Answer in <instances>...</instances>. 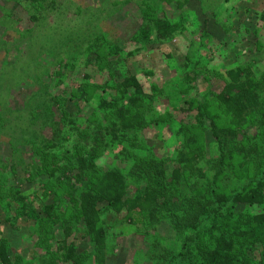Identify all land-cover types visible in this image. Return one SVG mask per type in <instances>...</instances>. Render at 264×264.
<instances>
[{
  "label": "trees",
  "instance_id": "obj_1",
  "mask_svg": "<svg viewBox=\"0 0 264 264\" xmlns=\"http://www.w3.org/2000/svg\"><path fill=\"white\" fill-rule=\"evenodd\" d=\"M19 1L37 11L56 8L58 17L68 12L54 5L55 0ZM230 8L223 6L214 16L228 14ZM263 16L264 11L261 21ZM187 20L186 10L170 19L145 8L135 45L123 43L122 49L99 32L87 30L91 19L86 16L66 24H42L38 36L22 38L24 44H36L38 51L29 49L30 57L23 50L21 61L47 49V59L55 63L24 98L28 100L24 107L8 109L6 114L0 109V119L9 118L0 125V134L18 136L13 145L31 144L37 161L32 167L21 165L24 176L35 168L32 180L43 178L37 180L40 187H33L42 198L50 194L53 199L38 208L37 197L29 200L18 185L5 188L0 182V201L7 200L11 212L15 209L13 217L32 223L34 249L41 254L37 264H106L108 213L123 215L122 221L136 229L142 227L145 237H156L162 221L171 226L176 242H154L150 247L157 251V264H264V151L256 143L264 135V62L236 64L221 74L210 71L221 85L213 89L208 66L197 70L198 61L185 59L177 68L181 77L176 84L150 95L127 63L146 46L170 43L185 34L192 25ZM62 25H80V30L58 35ZM197 35L199 41L205 40L194 43L200 49L217 46L205 31ZM64 45L62 58L58 53ZM14 66L13 62L6 67L15 73ZM91 72L100 73L103 80L98 83ZM165 97L168 109L155 116L154 106ZM27 108L29 114L23 115ZM169 108L176 111L174 115ZM176 114L189 118L174 122ZM162 123L171 129L176 125L181 140L174 152L157 156L143 134ZM115 146L120 147L113 156L120 166L102 168L99 159ZM214 148L217 158L211 154ZM18 163L10 161L0 172V181L15 174ZM241 175L247 181L233 188L221 182ZM62 200L69 206L65 218ZM73 224L83 229L89 250L79 252L69 242ZM15 257L0 240V264H15Z\"/></svg>",
  "mask_w": 264,
  "mask_h": 264
},
{
  "label": "rangeland",
  "instance_id": "obj_2",
  "mask_svg": "<svg viewBox=\"0 0 264 264\" xmlns=\"http://www.w3.org/2000/svg\"><path fill=\"white\" fill-rule=\"evenodd\" d=\"M164 1L55 0L54 5L68 9L65 16L58 17L53 12L56 8L53 11L42 9L37 11L19 0H0V109L2 112L6 114L8 109L17 111V108L24 107L22 103L28 101H23L24 98L38 88L39 78L45 77L48 74L45 71L51 69L55 63L54 60L47 59V51H49L47 49L42 54H35L28 60L33 55L29 49L38 50L35 48L36 44L32 45L29 42L24 44L21 41L22 38L29 35L38 36V30L42 24H66L68 20L72 19L74 22L81 16L91 19L87 30L99 32L106 37L108 42L117 44L122 49L121 44L123 43L131 42L129 45H135L134 35L144 24L142 16L145 8L170 19L186 10L187 21L190 18L192 25L185 34L170 43L148 45L145 50L140 51L137 56L127 62L132 72L140 80L144 91L149 95L154 91L156 93L164 92L172 88L176 84L177 78L181 77V72H177V68L185 62V59L191 60V62L198 61L197 70H201L205 64L208 66L209 74L214 79L213 82H210L213 89L219 87L220 82L210 71L221 74L236 64L264 62V21L260 19L264 11V0H179L180 3L175 5H168ZM174 1L177 3V0ZM46 3L47 1L43 7L46 6ZM112 5L116 6L117 14ZM48 6L51 7L50 3ZM223 6H231L230 12L215 17L214 13L222 11ZM32 16L37 18V21H33ZM93 20L97 21L93 23ZM64 21L66 22L64 23ZM79 27L80 25L76 27L72 25L63 27L62 25L57 33L66 35V32L70 30L79 31ZM201 31L208 33L217 42V46L206 51L203 48L200 49L198 44H194L195 42L205 44V40L201 42L198 39L197 32ZM46 33L47 31H45ZM72 37L78 38L77 34ZM34 43L37 42L34 41ZM65 49H67L66 45L60 47V52L57 50L58 55L62 58H65ZM125 49H129V47ZM23 50H28L30 57L21 61ZM13 62L16 65L15 69L17 68L15 73L6 67ZM92 77L98 83L103 80L100 73H92ZM44 98L46 96L42 97V99ZM165 98L154 106L155 116H159L161 112L168 109L164 106L168 102V98ZM173 99V96L170 95L169 101ZM29 112L30 109L27 108L23 110V115L29 114ZM175 112L169 108L170 114L174 115ZM16 113L13 114L16 115ZM174 117V122L179 121L181 117L184 120L189 118L183 114H176ZM6 119H0L2 121L0 125H4ZM172 123L170 121V124ZM176 129V125L174 129H171L168 123H162L161 127L151 126L143 135L146 134V142L153 146L157 156H161L167 150L174 152L179 147L178 142L181 139L175 134ZM23 135L27 136V134ZM13 139L18 140V136L0 134V159L5 162L0 164V172L6 170L10 161L19 162L15 174L9 173L8 180L0 182L5 185V188L18 185L19 191L22 195L30 197L29 200H35L33 197H37L39 202L36 203V206L38 208L44 204H50L53 195H45L42 198L41 191H36L33 187L34 184L36 187H40V184L37 186V180L39 181L43 177L36 176L34 178L36 181H33L35 168L24 176L21 167V165L32 167L37 161L34 154L30 152L31 144L21 142L19 145H13ZM256 143L259 150L264 151L263 133L256 139ZM119 150L118 146L108 148L99 159V165L104 169L119 167L120 163L113 157ZM211 154H216V158L218 157L215 148ZM246 181L247 178L243 175L235 178L230 176L221 180L222 184L225 183L229 188H233L237 183L241 185ZM19 182L21 184H18ZM7 206H9L7 200L2 199L0 201V240L5 241L16 255L15 264H37L38 256L41 254L39 250L34 249L35 237L33 236L32 223L25 222L18 215L13 217L14 212L16 213L15 209L11 212V207ZM68 207L66 200H62L61 210H64V218ZM7 217L13 218L14 221H5ZM105 219L109 232L106 264H157L154 258L157 251L155 249L150 251L152 243L176 242L175 233L165 221L160 222L157 226L154 233L156 237L153 235L145 237L141 233L143 228L136 229L125 224L122 221L123 215L114 217L108 213ZM72 228L73 233L69 242H72L79 252L89 250L90 244L84 239L83 229L78 224H73ZM56 232L59 233V230L56 229Z\"/></svg>",
  "mask_w": 264,
  "mask_h": 264
}]
</instances>
